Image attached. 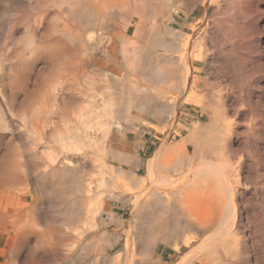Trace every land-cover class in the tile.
<instances>
[{"label":"bare ground","instance_id":"bare-ground-1","mask_svg":"<svg viewBox=\"0 0 264 264\" xmlns=\"http://www.w3.org/2000/svg\"><path fill=\"white\" fill-rule=\"evenodd\" d=\"M202 6L200 39L201 20L188 34L177 15ZM190 85L207 122L140 175L114 120L161 113ZM8 135L24 147L7 141L0 161L12 261L264 264V0H0V145ZM116 224L134 225L139 249L110 255ZM167 247L188 250L166 261Z\"/></svg>","mask_w":264,"mask_h":264},{"label":"rangeland","instance_id":"rangeland-1","mask_svg":"<svg viewBox=\"0 0 264 264\" xmlns=\"http://www.w3.org/2000/svg\"><path fill=\"white\" fill-rule=\"evenodd\" d=\"M206 10H207V8L202 6V7H200V9L199 8L197 9L199 14L198 13L193 14V15H191V17L189 19L185 18V15H183V14L177 15V18L180 21V25L182 23V25L186 26V31L188 34H191L193 32L192 25L195 24L198 20H201L200 26H199V24L197 26L199 31L196 32L195 38L203 39L205 34H206V32H205L206 29L204 28L206 26V21H204L205 15H206ZM20 33L22 34V30L20 31ZM20 33L17 36H19ZM198 35H199V37H198ZM195 65L200 66V67H204L205 64L200 63V65H199L197 63ZM198 75H200V76H198ZM201 76H203L201 78L203 80L205 78V76L208 77V74H205L203 72L199 73V72L194 71L192 74V77H191L192 81L194 79H197V77L199 78ZM206 86L207 85L205 83H201L202 88H204ZM190 90H192V91H190ZM193 91L194 90L191 88V85H190L187 93H181V94L178 93V94L174 95L175 97L171 98L172 102H170L167 105V109H165V111H162L161 113H154V112H153V114L152 113H143V116H142V113H140V111H138V109H136V107H135V108H132L131 110L127 111L128 114L126 112L122 115L123 118H125L124 116L127 115V120H126V118L123 119L122 116L119 119L114 120V124L115 125L117 124V126H119V128H120L119 131L115 128L116 131L119 132V134H120L119 136L125 138L127 140V142L129 141L128 142L129 146L131 145V147H134L135 150H133V148H132L131 153L134 154L136 157H137V154L139 153L138 154L139 157L137 159L133 155L132 156L133 158L129 159V162H127L126 165H128L129 167H133L132 163L134 164L136 162V160L137 161L139 160V162L142 160L143 163H142L141 171L139 172V174L145 176L147 173L146 162L162 146L171 145V144H175V143L179 142L183 138L187 137V135L189 134V132H191V130L194 128L195 125H198L201 122H203V123L207 122V118L203 114L201 108L198 105H196V104H194V103H192L186 99L189 96V93L193 92ZM171 103H173V104H171ZM134 109H135V111H134ZM133 111H134V113H133ZM129 112L131 113L130 115H129ZM134 115L136 118L134 117ZM128 117H130L133 120H131ZM9 137L12 139H10ZM7 141L10 144H12V142H14L15 143L14 145L15 146L18 145V147H21L20 148L21 150H23V148H24L23 146H21L22 143H20L18 141L15 142L16 139H13V137L11 135H8V138H6V142L3 143L4 145H2V144L0 145V155H1L0 161L5 157L6 152L8 151V149H7L8 144L6 145V143H8ZM28 141H29V139L27 140V142ZM31 142H33V141L30 140V142H28V143H31ZM38 142L36 141L33 143L34 144L36 143V145L39 144V145H37V150L39 148L41 150V152L40 153L38 152V153L43 154L48 149H46L44 147V143L40 142L41 143L40 144ZM131 142H133V143H131ZM134 142H136L137 144L136 143L134 144ZM138 142L141 146H139ZM17 143H19V144H17ZM2 150H4V151L6 150L5 153L2 152ZM40 150H38V151H40ZM135 151L137 154H135ZM134 157H135V159H134ZM132 160L135 162H133ZM218 161H221V160H218ZM221 164H223V162H221ZM129 184L131 185V183H129ZM133 195H135V193ZM89 199H86V202L83 201V203L85 202L84 204L86 205V206L84 205L85 209H87L86 207H88L87 204L89 205V207L90 206L95 207V205L97 203V200L95 198H94L95 201L93 198H91L90 200ZM41 200H43V199L41 198ZM119 201L120 200H116L114 202L112 201V204L113 205L117 204V205L121 206ZM93 202H95V203H93ZM44 210L46 213V209H44ZM131 212H132V206L129 204V206L125 210V214H126L125 215V221H124L125 224H128L131 222V219H132ZM118 213H119L118 210L114 211L112 213V216L113 215L117 216ZM133 226L131 225L130 227L127 226L124 228L120 224H116V225H112L108 228L110 234L106 235V238H107L106 240H109L108 239L109 237H110V239H112L113 235H115V234L118 236H121V240H120L119 244H117V246L115 248L110 250V255L116 253L117 251H119L121 249L123 250L124 245L126 244L127 240H129V250H137L140 248V246L142 245V242L139 241L138 239H136V237L134 235L135 228L133 229ZM73 234L76 236L75 233H73ZM0 235H1L0 236V262L2 261V258L3 259L5 258L0 264H13V263L14 264H23V262L21 260L20 261L19 260L18 261H12L11 253L9 255L7 253V251L8 252L11 251V250H9V249H11V243H10L11 239H10V237H8L9 235L7 233H3V232L0 233ZM76 239H77V236H76ZM95 240H94V244H92L93 241L91 240V248H92L93 252H95V250H96L95 253H97L98 250L100 251V247L102 245H104L105 242H103L102 238H97V242ZM101 240H102V242H100ZM139 243H141V244L138 245ZM161 250H162V254H164V257L166 258L165 259L166 261H177L188 250V248L184 249L181 253H177L171 247L162 248ZM167 250H172V253H168ZM7 259L9 262L6 261ZM197 264H201V263H197Z\"/></svg>","mask_w":264,"mask_h":264},{"label":"trees","instance_id":"trees-1","mask_svg":"<svg viewBox=\"0 0 264 264\" xmlns=\"http://www.w3.org/2000/svg\"><path fill=\"white\" fill-rule=\"evenodd\" d=\"M168 253H172V250H167Z\"/></svg>","mask_w":264,"mask_h":264}]
</instances>
